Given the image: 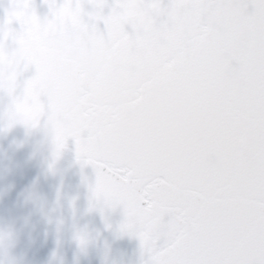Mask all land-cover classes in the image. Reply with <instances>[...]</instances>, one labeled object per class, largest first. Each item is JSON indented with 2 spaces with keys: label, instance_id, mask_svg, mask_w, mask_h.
<instances>
[{
  "label": "water",
  "instance_id": "water-1",
  "mask_svg": "<svg viewBox=\"0 0 264 264\" xmlns=\"http://www.w3.org/2000/svg\"><path fill=\"white\" fill-rule=\"evenodd\" d=\"M0 264H264V0H0Z\"/></svg>",
  "mask_w": 264,
  "mask_h": 264
}]
</instances>
